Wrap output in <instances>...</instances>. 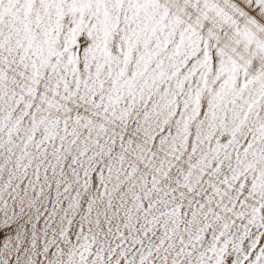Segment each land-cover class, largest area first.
Here are the masks:
<instances>
[{
    "label": "snow or ice",
    "instance_id": "obj_1",
    "mask_svg": "<svg viewBox=\"0 0 264 264\" xmlns=\"http://www.w3.org/2000/svg\"><path fill=\"white\" fill-rule=\"evenodd\" d=\"M0 264H264V0H0Z\"/></svg>",
    "mask_w": 264,
    "mask_h": 264
}]
</instances>
